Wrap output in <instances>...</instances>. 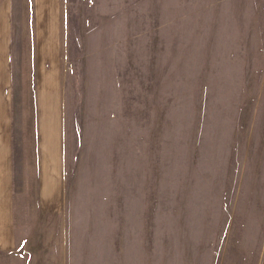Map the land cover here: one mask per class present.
Here are the masks:
<instances>
[{"label": "rangeland", "instance_id": "obj_1", "mask_svg": "<svg viewBox=\"0 0 264 264\" xmlns=\"http://www.w3.org/2000/svg\"><path fill=\"white\" fill-rule=\"evenodd\" d=\"M2 3L0 264H264V0Z\"/></svg>", "mask_w": 264, "mask_h": 264}, {"label": "crops", "instance_id": "obj_2", "mask_svg": "<svg viewBox=\"0 0 264 264\" xmlns=\"http://www.w3.org/2000/svg\"><path fill=\"white\" fill-rule=\"evenodd\" d=\"M2 1L3 0H0V59L4 60L6 55H5V49H4L5 41H4L3 37H5V40H6V32H7V29H6V24H7L6 15H7V12H6V10L3 7L4 4L2 3ZM3 92H5V90H0V98L4 97L3 95H1ZM2 106L4 108V105L1 102L0 103V107H2ZM3 108L1 109V113H0L1 118L4 117L5 114H6V112L3 110ZM1 124H4V121L1 122ZM6 131H7V129H6ZM1 150L2 151H0V156H1L0 171L5 172L4 180L7 181V179H8V174L7 173H9L11 171V169H12V162L10 163V151H3V150H6V149H2V148H1ZM43 154H44V156H46L45 152H43L42 155ZM41 161H42V163H41L40 171H41V174H42L41 175V183H42V186H43V180H45V178L47 179V167H46V161H44L43 158H42ZM10 166H11V169H10ZM2 220H3V218H2ZM2 224H4V223H2ZM4 225H2V228H1L0 242L2 244H8L9 243V238L5 235L4 228H3Z\"/></svg>", "mask_w": 264, "mask_h": 264}]
</instances>
